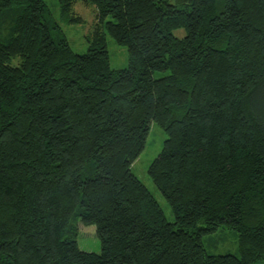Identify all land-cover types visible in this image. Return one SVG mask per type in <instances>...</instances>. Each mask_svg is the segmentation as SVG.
Returning a JSON list of instances; mask_svg holds the SVG:
<instances>
[{"label": "trees", "instance_id": "trees-1", "mask_svg": "<svg viewBox=\"0 0 264 264\" xmlns=\"http://www.w3.org/2000/svg\"><path fill=\"white\" fill-rule=\"evenodd\" d=\"M57 1L64 23L95 6L86 52L45 0H0V264L263 261L264 0ZM152 123L166 138L147 173L172 222L131 170ZM219 229L237 254L206 252Z\"/></svg>", "mask_w": 264, "mask_h": 264}, {"label": "rangeland", "instance_id": "rangeland-1", "mask_svg": "<svg viewBox=\"0 0 264 264\" xmlns=\"http://www.w3.org/2000/svg\"><path fill=\"white\" fill-rule=\"evenodd\" d=\"M45 2L52 17L58 21L62 27L71 49L79 54L86 52L88 49L86 36L91 32L97 21L95 6L92 4L86 5L81 1L76 2L73 10L76 15L81 17V22L64 23L60 21L58 1L45 0ZM108 19H110V17H107V20ZM174 33L176 36L181 37L184 35V30L177 29ZM106 44L109 55V66L112 69L127 67L128 52L126 46L117 43L109 35H106ZM166 74H168V71L157 70L153 72V77L157 78ZM165 138V132L157 124L152 123L146 138L145 147L137 159L132 163L131 170L158 202L163 210L165 218L169 222H172L174 216L168 202L147 173L149 164L161 151ZM202 240L208 254H237L236 235L232 231L219 229L216 233L204 236ZM76 241L81 250L96 253L100 251V241L95 234V227L93 225H84L80 220L77 221ZM257 264H264V260Z\"/></svg>", "mask_w": 264, "mask_h": 264}]
</instances>
